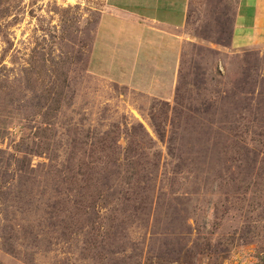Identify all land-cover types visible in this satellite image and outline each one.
I'll return each mask as SVG.
<instances>
[{
    "label": "rangeland",
    "instance_id": "1",
    "mask_svg": "<svg viewBox=\"0 0 264 264\" xmlns=\"http://www.w3.org/2000/svg\"><path fill=\"white\" fill-rule=\"evenodd\" d=\"M234 6L191 0L174 95L112 71L106 0H0V264H264V43L227 45Z\"/></svg>",
    "mask_w": 264,
    "mask_h": 264
},
{
    "label": "crops",
    "instance_id": "2",
    "mask_svg": "<svg viewBox=\"0 0 264 264\" xmlns=\"http://www.w3.org/2000/svg\"><path fill=\"white\" fill-rule=\"evenodd\" d=\"M190 5L191 0H106L101 41L106 47L104 57L112 61V71L117 74L118 66L120 74L131 75L136 64L151 71L150 77L145 78L148 92L162 94L166 83V94H174L185 42L182 29L186 25ZM123 24L155 38V42H144V39L134 42L135 33L128 34L132 36L133 44L119 41L121 35L118 32ZM263 43L264 0H235L229 45L231 48H252ZM119 47H125V51ZM115 52L122 59L114 58V61Z\"/></svg>",
    "mask_w": 264,
    "mask_h": 264
},
{
    "label": "trees",
    "instance_id": "3",
    "mask_svg": "<svg viewBox=\"0 0 264 264\" xmlns=\"http://www.w3.org/2000/svg\"><path fill=\"white\" fill-rule=\"evenodd\" d=\"M227 45H229V38H228V43H227ZM179 73H180V72H179ZM179 78H180V75H179ZM178 87H179V82H178V84H177V86H176V89H175L174 95L177 94Z\"/></svg>",
    "mask_w": 264,
    "mask_h": 264
}]
</instances>
